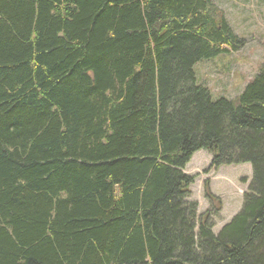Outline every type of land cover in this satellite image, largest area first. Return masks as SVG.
Returning a JSON list of instances; mask_svg holds the SVG:
<instances>
[{
  "label": "trees",
  "instance_id": "trees-1",
  "mask_svg": "<svg viewBox=\"0 0 264 264\" xmlns=\"http://www.w3.org/2000/svg\"><path fill=\"white\" fill-rule=\"evenodd\" d=\"M243 44L212 0H0V264H264V69L195 72ZM202 149L253 170L217 232Z\"/></svg>",
  "mask_w": 264,
  "mask_h": 264
},
{
  "label": "rangeland",
  "instance_id": "rangeland-1",
  "mask_svg": "<svg viewBox=\"0 0 264 264\" xmlns=\"http://www.w3.org/2000/svg\"><path fill=\"white\" fill-rule=\"evenodd\" d=\"M212 1L244 44L237 51L200 60L195 65V72L198 83L208 87L215 99H236L251 79L264 69V0ZM211 160L209 151L199 150L184 171L194 176L191 199L198 202L199 213L213 211L217 232L241 209L253 170L250 163L215 168L211 166ZM207 191L220 202L208 199Z\"/></svg>",
  "mask_w": 264,
  "mask_h": 264
}]
</instances>
